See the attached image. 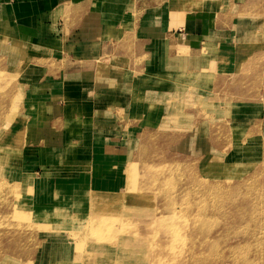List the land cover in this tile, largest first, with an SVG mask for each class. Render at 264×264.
<instances>
[{
  "label": "crops",
  "instance_id": "0c3cea01",
  "mask_svg": "<svg viewBox=\"0 0 264 264\" xmlns=\"http://www.w3.org/2000/svg\"><path fill=\"white\" fill-rule=\"evenodd\" d=\"M0 52L21 100L3 132L8 161L15 179L33 176L40 205L57 188L121 191L141 135L172 112L238 124L227 155L264 139V0H0ZM196 139L200 152L226 149ZM45 239L50 264L64 239Z\"/></svg>",
  "mask_w": 264,
  "mask_h": 264
},
{
  "label": "rangeland",
  "instance_id": "374dc122",
  "mask_svg": "<svg viewBox=\"0 0 264 264\" xmlns=\"http://www.w3.org/2000/svg\"><path fill=\"white\" fill-rule=\"evenodd\" d=\"M194 2L177 8L190 13ZM13 71L0 52V264H41L45 238L64 239L51 243L50 264H264V139L247 136L227 155L238 124L172 112L160 132L141 135L121 191L57 188L54 202L40 205L33 176L14 178L16 150L3 135L21 103ZM197 130L226 149L217 157L195 149ZM61 247L66 257H57Z\"/></svg>",
  "mask_w": 264,
  "mask_h": 264
},
{
  "label": "bare ground",
  "instance_id": "6f19581e",
  "mask_svg": "<svg viewBox=\"0 0 264 264\" xmlns=\"http://www.w3.org/2000/svg\"><path fill=\"white\" fill-rule=\"evenodd\" d=\"M8 259H9V258H8ZM4 260H5V259H4ZM9 260H10V259H9ZM5 262H8V263H10V262H11V260H10V261H5ZM0 263H1V262H0ZM2 264H4V263H3V261H2ZM6 264H7V263H6Z\"/></svg>",
  "mask_w": 264,
  "mask_h": 264
}]
</instances>
